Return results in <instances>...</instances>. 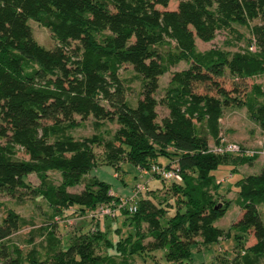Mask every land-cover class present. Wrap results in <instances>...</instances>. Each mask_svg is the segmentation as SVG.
Listing matches in <instances>:
<instances>
[{"label": "trees", "instance_id": "16d2710c", "mask_svg": "<svg viewBox=\"0 0 264 264\" xmlns=\"http://www.w3.org/2000/svg\"><path fill=\"white\" fill-rule=\"evenodd\" d=\"M167 4L0 0V195L16 196L27 188L24 178L32 173L42 186L29 188L31 194L49 206L77 205L87 214L99 204L116 207L120 199L107 183L85 178L98 165L117 172L120 162H128L147 171L152 164L162 165L156 162L162 156L169 160L163 166L175 162L181 176L180 182L166 185L160 179L163 187L147 191L150 197L134 202V211L118 208L116 214L124 216L129 228L115 241L98 226L105 217H85L86 227L80 226L63 244L50 238L45 250L22 253L4 241L21 223L17 213L6 211L0 219V264H132L134 256L158 247L164 248L167 259L181 261L192 244L208 248L231 231V264H264L259 214L264 208V163L257 174L234 182L232 199L219 202V183L211 171L222 164L236 171L256 155L243 154L242 147L237 153L210 151L220 141L223 108L234 105L257 121L262 133L259 151L264 153V85L244 87L246 79L264 73V0H179L174 9ZM29 19L50 30L57 44L39 45L31 36ZM233 24L248 29L253 46L229 56L196 48L195 39L208 42L218 29L233 30ZM179 62L187 67L170 74L157 99L158 78ZM122 64L141 78L134 107L127 105L118 76ZM158 105L166 110L159 119ZM74 116L78 121H114L117 127L106 140L98 135L74 139L63 133L64 126L79 124ZM15 146L26 159L13 157ZM95 146L101 148L99 157ZM48 171L60 173L58 186L46 179ZM83 180L80 191L65 189ZM158 191L163 196H157ZM229 202L241 210L240 216L227 229L214 226ZM250 234L254 242L246 245ZM146 238L151 240L143 242Z\"/></svg>", "mask_w": 264, "mask_h": 264}, {"label": "rangeland", "instance_id": "374dc122", "mask_svg": "<svg viewBox=\"0 0 264 264\" xmlns=\"http://www.w3.org/2000/svg\"><path fill=\"white\" fill-rule=\"evenodd\" d=\"M179 0H168L167 9H174ZM257 20H253L251 23H255ZM28 26L31 31L32 38L41 46L45 48H51L57 44L56 39L50 32V30L42 27L33 20H27ZM251 41L248 29L244 26L233 24V30L228 31L224 29H218L215 32L213 39L208 42H203L195 39V46L199 51H206L214 49L221 51L226 55H230L236 51H243L249 49ZM187 67L184 62H179L169 68V70L162 74L158 78V89L155 93V97H159L163 94L169 76L173 71L181 70ZM227 74V72H226ZM118 76L121 79L125 87V100L129 107H134L136 100L139 97V90L141 86V78L136 74L129 65L122 64L118 69ZM224 83L228 86L227 82L229 77L225 76ZM245 90L249 89L251 83H258L264 85V73L254 78L246 79L244 82ZM157 119L165 114L166 110L161 105L156 106ZM74 118L79 123L77 126H64V135H71L74 139H81L92 135H98L101 140H106L112 134L117 124L113 121H96L87 117L83 121H78V117ZM46 123H50L47 121ZM220 126V139L224 141L232 142L242 147L245 151L253 152L251 155H256L251 162L237 166V170L231 172L229 165H219L217 168L211 171L216 182H218L217 192L222 195L218 198V201L222 199H232L235 196L236 188L234 182L247 174H257L263 163L264 153L260 152V144L262 133L259 125L255 119L250 118L248 112L244 107H237L234 105L226 106L223 108L222 115L219 120ZM0 143L2 140L0 139ZM14 151V158L26 159L27 156L24 151L19 147L12 148ZM96 155H101V148L94 147ZM168 161L166 157L159 156L156 159L157 163L165 164ZM101 169L109 171V178L112 177V173L115 171L110 165H98ZM97 167L89 171V174L85 178L92 176ZM116 172V171H115ZM117 172L122 178L125 185L132 189L136 184L146 187L147 190H155L163 187V183L159 178H149V173L140 172L136 166L128 162H120ZM46 179L54 186H58L61 183V175L57 171H48L46 173ZM116 180V179H115ZM26 189H20L16 192V196H9L6 194L0 195V219L5 215L6 211H13L20 217L21 223L19 228L13 232L6 240V243L18 247L22 253H25L28 249L36 248L39 251H43L47 248V242L51 238L58 244H63L65 238L75 232L80 226L86 227L89 223L85 218L86 214L81 213L79 206L68 205L67 207H52L39 195L31 194L29 188H39L42 186L41 182L34 174H28L25 178ZM83 181L81 184L74 186H65V189L69 192H78L82 189ZM178 183V182H175ZM169 184V182L165 183ZM164 185V186H165ZM166 191V190H165ZM168 191V190H167ZM110 193H114L110 190ZM144 193V192H143ZM162 192L157 193V196L161 197ZM170 194V193H169ZM142 194H138L137 198L133 201L136 202ZM168 196V194H165ZM118 203V202H117ZM116 203V204H117ZM92 210V209H90ZM88 211V210H87ZM86 211V212H87ZM259 214L261 220L264 222V208H259ZM117 213V211H116ZM172 211L168 210L167 214L172 215ZM239 213V208L232 202H229L228 207L224 214L214 221V226L218 228H226L229 224L236 219ZM114 218H100L98 226L105 232V235L111 240L115 241L119 236L127 234V227L123 224V215L116 214ZM118 229V232H117ZM245 244L250 240V236H246ZM151 239L146 238L143 242H147ZM235 245L234 234L231 231L230 236L225 239H220L217 242H213L207 249H198L195 244H192L189 248L188 257L175 261L167 259L164 255V248L158 247L153 250H147L143 255H136L133 257L134 262L132 264H231V259L234 256L233 247ZM109 252H111L109 250ZM222 257V258H221ZM262 264V262L258 263Z\"/></svg>", "mask_w": 264, "mask_h": 264}, {"label": "built area", "instance_id": "2783aa9c", "mask_svg": "<svg viewBox=\"0 0 264 264\" xmlns=\"http://www.w3.org/2000/svg\"><path fill=\"white\" fill-rule=\"evenodd\" d=\"M254 50V47L250 48ZM210 151L214 153H237L240 151V147L232 142L224 141V139H220L217 145H213L210 147ZM243 154L251 155V151L247 152L245 150L242 151ZM141 172H149L151 175L157 176L159 179H162L165 182H180L181 176L179 172V168L175 162L171 163L169 167H165L159 164H152L149 170L145 171L138 168ZM142 186L136 184L134 186V193H139L142 190ZM127 207L128 212H132L135 210L134 201L131 199H122L120 198L116 207H108L106 205L99 204L94 209L88 211L86 217L88 218H97V217H110L113 218L116 215V211L118 208Z\"/></svg>", "mask_w": 264, "mask_h": 264}, {"label": "crops", "instance_id": "0c3cea01", "mask_svg": "<svg viewBox=\"0 0 264 264\" xmlns=\"http://www.w3.org/2000/svg\"><path fill=\"white\" fill-rule=\"evenodd\" d=\"M169 162V160L165 163L167 164ZM163 164V165H165ZM138 169V168H137ZM237 170V168H236ZM95 173L92 174V176L96 177L98 180L103 181L105 183H107L110 187V190L114 193V195L116 197L122 198V199H131L134 200L135 198H137L138 194H142V196L140 198H145V197H150V194L147 193V188L143 187L142 190L139 193H134L133 189L128 188L125 183L123 182L122 178L119 176L118 172H113L112 173V177H114L115 179L109 178V171L103 170L100 167H97L95 170H93ZM141 172V171H140ZM145 173V172H143ZM149 173V172H146ZM149 178L151 179L152 177L154 178H158L154 175H151V173H149ZM144 192V193H143ZM234 197V196H233ZM241 210L239 209V213L236 217V219L240 216ZM235 219V220H236ZM235 220H233L232 222H234ZM231 222V223H232ZM230 223V224H231ZM229 224V225H230ZM229 226H227L224 229H227ZM250 240H248V242L246 243V245H251L254 242V238L252 237V235L250 234ZM198 249H207V248H201V247H197ZM222 258V257H221Z\"/></svg>", "mask_w": 264, "mask_h": 264}]
</instances>
